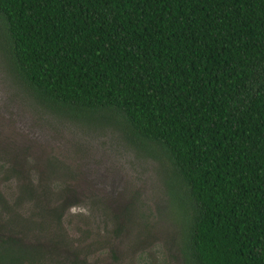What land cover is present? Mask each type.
I'll return each mask as SVG.
<instances>
[{"label":"trees","instance_id":"trees-1","mask_svg":"<svg viewBox=\"0 0 264 264\" xmlns=\"http://www.w3.org/2000/svg\"><path fill=\"white\" fill-rule=\"evenodd\" d=\"M0 51L45 108L167 162L182 264H264V0H0ZM18 190L0 264H87L28 235L18 203L49 192Z\"/></svg>","mask_w":264,"mask_h":264},{"label":"rangeland","instance_id":"rangeland-1","mask_svg":"<svg viewBox=\"0 0 264 264\" xmlns=\"http://www.w3.org/2000/svg\"><path fill=\"white\" fill-rule=\"evenodd\" d=\"M166 163L115 128L42 106L0 51V195L14 210L22 180L49 192L18 203L30 237L67 240L87 264H182V214ZM60 203V224H44L41 212ZM11 216L0 214V224L14 228Z\"/></svg>","mask_w":264,"mask_h":264}]
</instances>
